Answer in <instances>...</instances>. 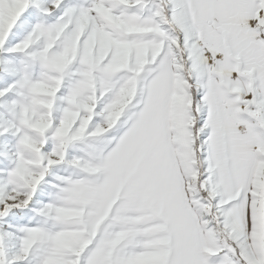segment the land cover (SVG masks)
Instances as JSON below:
<instances>
[{"label":"snow or ice","instance_id":"1","mask_svg":"<svg viewBox=\"0 0 264 264\" xmlns=\"http://www.w3.org/2000/svg\"><path fill=\"white\" fill-rule=\"evenodd\" d=\"M0 264H264V0H0Z\"/></svg>","mask_w":264,"mask_h":264}]
</instances>
